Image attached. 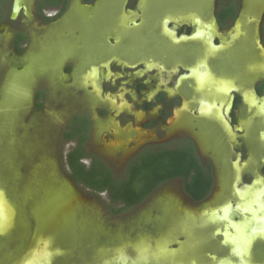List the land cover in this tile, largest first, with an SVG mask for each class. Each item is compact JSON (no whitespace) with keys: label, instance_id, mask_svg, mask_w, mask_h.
<instances>
[{"label":"flooded vegetation","instance_id":"obj_1","mask_svg":"<svg viewBox=\"0 0 264 264\" xmlns=\"http://www.w3.org/2000/svg\"><path fill=\"white\" fill-rule=\"evenodd\" d=\"M97 1L81 3L91 9ZM70 2L38 0L44 28L61 21ZM14 3L0 0V28L14 21ZM155 4L159 1H121L129 34H102L106 51L86 64L79 86L71 84L74 61L62 65L64 89L72 103L68 122L58 129L60 142L71 146L66 157L80 149V161H89L88 169L104 166L107 171L95 172L111 173L121 182L132 165L165 161L161 175L170 179L132 208L180 182L164 230L184 215L189 221L203 217L214 222V236L206 242L179 233L166 252L184 249L207 264H264V67H258L264 66V0H169L165 9ZM255 4L257 21L249 16ZM10 31L15 55L24 48L19 54L24 56L31 46L28 29ZM255 58L257 70L251 75ZM42 85L35 95L40 108L36 113L43 111L49 97ZM97 139L106 150L134 147L136 152L117 171L113 159L92 148ZM63 171L72 179L71 169ZM72 181L90 194L110 198L107 190L95 193ZM109 206L111 201L105 202ZM12 221L0 218V264H73L50 253L47 232L37 236L41 241L33 250L31 236L25 247L5 239ZM160 234L158 229L149 236ZM37 254L44 257L41 263Z\"/></svg>","mask_w":264,"mask_h":264},{"label":"rangeland","instance_id":"obj_2","mask_svg":"<svg viewBox=\"0 0 264 264\" xmlns=\"http://www.w3.org/2000/svg\"><path fill=\"white\" fill-rule=\"evenodd\" d=\"M37 1L25 0L26 10L0 28V216L13 218L4 238L25 247L31 236L33 250L41 241L37 236L47 232L50 253L73 264H161L160 260L166 264H207L184 249L176 253L165 250L178 241L172 238L179 233H187L190 241L206 242L214 236L210 226L213 219L207 223L203 217L189 221L184 215L164 230L169 202L173 193L181 192L180 182L163 188L145 204L131 209L115 207L114 213L105 207L110 198L88 193L63 171L70 169L66 155L71 146L60 142L58 131L68 122L72 103L64 89L62 65L74 61L71 84L77 87L90 59L106 51L102 34L113 33L117 38L120 30L129 34L122 18V0H98L91 9L81 0H70L65 17L46 28ZM158 1L156 8H167L169 0ZM155 5L149 9L154 11ZM253 6L249 16L256 20L259 14L256 4ZM249 23L244 21L245 26ZM12 27L28 29L31 46L24 56H19L24 48L15 55L10 44ZM257 30L255 24L253 36ZM257 60L252 61L251 75L256 73ZM43 83L49 97L43 111L36 113L40 108L35 95ZM101 142L97 139V146L92 148L113 159L110 162L117 171L136 152L134 147L105 146L106 150ZM84 163L89 166V161ZM158 229L160 235L149 236ZM252 261L255 263L256 258Z\"/></svg>","mask_w":264,"mask_h":264},{"label":"trees","instance_id":"obj_3","mask_svg":"<svg viewBox=\"0 0 264 264\" xmlns=\"http://www.w3.org/2000/svg\"><path fill=\"white\" fill-rule=\"evenodd\" d=\"M81 158L80 149H76L67 156L69 167L72 170V179L95 193L107 190L112 201L109 207L114 213H117L115 207L121 204L124 209H131L147 198L158 184L170 179V177L161 175L167 164L161 160H144L140 167L132 165L128 176L121 182L114 179L111 173L98 174L95 172L106 169L104 166L88 169L85 164L81 163Z\"/></svg>","mask_w":264,"mask_h":264},{"label":"water","instance_id":"obj_4","mask_svg":"<svg viewBox=\"0 0 264 264\" xmlns=\"http://www.w3.org/2000/svg\"><path fill=\"white\" fill-rule=\"evenodd\" d=\"M23 10H26L24 0H15L12 19H16Z\"/></svg>","mask_w":264,"mask_h":264},{"label":"bare ground","instance_id":"obj_5","mask_svg":"<svg viewBox=\"0 0 264 264\" xmlns=\"http://www.w3.org/2000/svg\"><path fill=\"white\" fill-rule=\"evenodd\" d=\"M239 25H240V24H239ZM240 27H241V26H240ZM263 67H264V66H263ZM198 79H199V78H198ZM259 197H260V196H259ZM258 202H259V201H258ZM1 205H3V204H1ZM0 207H1V206H0ZM252 207H253V206H252ZM3 209H4V205H3ZM241 211H242V210H241ZM4 212H5V211H4ZM4 212H3V214H5ZM229 213H230V212H229ZM7 215L9 216V213H8ZM244 215H245V214H244ZM258 216H259V215H258ZM0 218L2 219V222H3V223L9 221V217H6V216H0ZM248 218H249V217H248ZM230 219H231V218H230ZM231 220H232V219H231ZM226 223H227V222H226ZM0 224H1V223H0ZM247 224H248V223H247ZM234 226H235V225H234ZM249 228H250V227H249ZM235 229L238 230V231L241 230L240 226H235ZM229 230H230V229H229ZM232 230H233V229H232ZM247 231H248V230H247ZM233 233H234V232H233ZM247 233H248V232H247ZM252 238H253V237H252ZM251 242H252V241H251ZM247 244H249V243H247ZM239 245H240V244H239ZM239 247H240V246H239ZM150 248H151V247H150ZM247 249H248V248H247ZM240 250H241V249H240ZM36 251H37V250H36ZM145 254H146V253H145ZM242 254H243V253H242ZM37 255H38V254H37ZM42 260H44V257H43L42 255H40V256L38 255V256H37V261L41 263Z\"/></svg>","mask_w":264,"mask_h":264}]
</instances>
